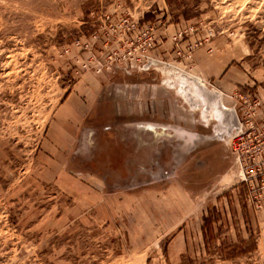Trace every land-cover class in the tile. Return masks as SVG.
Here are the masks:
<instances>
[{"label": "rangeland", "instance_id": "obj_1", "mask_svg": "<svg viewBox=\"0 0 264 264\" xmlns=\"http://www.w3.org/2000/svg\"><path fill=\"white\" fill-rule=\"evenodd\" d=\"M199 52L233 61L230 93V72L200 80L241 129L174 175L157 164L150 184L113 188L79 154L66 99L89 77L101 93V75L143 91L164 64L194 76ZM187 110L190 130L212 132ZM0 264H264V0H0Z\"/></svg>", "mask_w": 264, "mask_h": 264}, {"label": "crops", "instance_id": "obj_2", "mask_svg": "<svg viewBox=\"0 0 264 264\" xmlns=\"http://www.w3.org/2000/svg\"><path fill=\"white\" fill-rule=\"evenodd\" d=\"M216 54L217 52L215 55L209 53L208 56L206 53L199 52L198 58L205 56L207 59L199 64L202 65L200 67H203L202 71L199 74L195 73L194 76L202 79L203 82L215 83L217 77H221L225 73L224 77H226L230 72L228 77L223 80L224 85L221 81L218 85L215 83L222 92L230 93L232 85L239 83L238 74L231 73L230 67L233 64L231 59L225 57L224 59L220 56L216 58ZM129 75L131 74L129 73ZM104 76L101 75V79L98 81L99 87L102 89L101 93L93 92L95 89L89 92L92 81L89 77V85L85 81H79L75 85L79 87L78 93L75 95H73L74 92L71 93L64 104L68 118L78 125L81 133L87 128L95 130L93 138L89 139L88 137L87 139L89 154H86V159L89 161V166L95 172H101L104 180L110 179L113 184L108 183L118 190L135 191L138 189L142 184L127 186L126 180L122 178V172H132L127 175L133 176L134 180L138 172L144 170L145 166L143 165L147 163L152 167L161 160L164 167L162 173L173 174V172L165 170L168 158H155V140L153 133L148 131L152 128L149 126L136 127L135 124L143 122L176 124V126L191 129L188 126L189 118L186 115L189 108L179 97L177 90L175 89L176 92L173 90L175 81L169 78H166L167 80L160 79L162 84L149 86L146 91H143L139 88L140 84L135 83L136 79H133L132 75L130 80L113 77L115 75L106 76L108 79ZM133 76H137L138 79L145 77L146 80L152 77L148 73L139 71ZM154 80L156 79L153 78L152 81L155 82ZM193 122L195 123V121ZM152 177L150 176V178ZM144 182L150 184L152 179Z\"/></svg>", "mask_w": 264, "mask_h": 264}, {"label": "water", "instance_id": "obj_3", "mask_svg": "<svg viewBox=\"0 0 264 264\" xmlns=\"http://www.w3.org/2000/svg\"><path fill=\"white\" fill-rule=\"evenodd\" d=\"M151 64L156 65L158 61L149 62L143 69H148ZM178 72L179 77L174 81L177 84L176 90L179 97L191 110L194 108V110L201 111V118L205 122V125H208L210 117L215 120L216 124L210 134L197 133L193 130L168 124L145 122L135 124L136 127L149 126L152 128L155 140V154L160 153L162 149H164L165 153L167 149H170L172 154L177 157L175 158L177 160L171 165L170 171L173 173L176 172V166L181 164L186 156L205 145H214L225 141L230 142L241 129L237 110L224 106V99L220 93L209 90L199 78L190 76L181 70ZM166 75L168 78V74ZM94 134L95 130L92 129L87 128L82 131L78 152L84 158L87 157L86 154H89L87 139L88 137L89 139L93 138ZM161 163L163 164V162L158 163L159 167H161Z\"/></svg>", "mask_w": 264, "mask_h": 264}, {"label": "bare ground", "instance_id": "obj_4", "mask_svg": "<svg viewBox=\"0 0 264 264\" xmlns=\"http://www.w3.org/2000/svg\"><path fill=\"white\" fill-rule=\"evenodd\" d=\"M158 63H160V64H164V63H161V62H159L158 61ZM168 65V64H167ZM166 64H164V67L166 68L165 69V73L166 74H168V77L171 79V80H176V79H178L177 77H179L178 75H179V70H178V68H175V67H171V68H168L167 69V66ZM164 70V69H163ZM181 70V69H180ZM188 75H190V76H193V75H191V74H189V73H187ZM174 77V75H175V77L173 78L172 76ZM193 77H196V76H193ZM197 78V77H196ZM200 79V78H199ZM203 82V81H202ZM178 83V82H177ZM174 86V85H173ZM176 86H177V84L175 85V89H176ZM224 106H226L227 108H229V109H233V108H231L230 106H227V104L225 103V101H224ZM216 110V109H215ZM192 112H194V111H197V110H194V108L191 110ZM237 114H238V116H239V113L237 112ZM211 119V117L209 118V120ZM208 120V121H209ZM239 120H240V116H239ZM240 122H241V120H240ZM207 123V122H206ZM209 125V124H208ZM207 126V125H206ZM224 144H226V145H228L229 144V142H227V141H225V142H223ZM202 149V148H201ZM200 149V150H201ZM187 157L188 156H186L184 159H183V162L181 163V164H178L177 166H176V172L178 171V169H179V167L185 162V160L187 159ZM177 160V159H176ZM172 165V163L170 162L166 167H165V170H167V169H169L170 168V170H171V165ZM144 170L143 171H140V172H138V175L135 177V179L133 180V176L131 177V176H128L127 174L128 173H132V172H122V178H124L126 181L125 182H127V186H137V185H139L141 182H144L145 180H149L150 179V176H151V174H153V173H155V172H150L151 171V169H150V167H151V165L149 164V163H147V164H144ZM152 168V167H151ZM160 170L161 171H163L164 170V167H163V165L161 164V168H160ZM175 172V173H176ZM106 182H111L110 181V179H106L105 180ZM112 184H113V182H111Z\"/></svg>", "mask_w": 264, "mask_h": 264}, {"label": "built area", "instance_id": "obj_5", "mask_svg": "<svg viewBox=\"0 0 264 264\" xmlns=\"http://www.w3.org/2000/svg\"><path fill=\"white\" fill-rule=\"evenodd\" d=\"M178 34H180L179 36L178 35H175L174 36V40H178V39H181L182 38V36H181V32H179ZM209 35H213V34H209ZM156 45H158V44H156ZM155 45V46H156ZM261 175L263 176V174L261 173ZM256 181H257V179H256ZM258 182V181H257ZM253 191L255 192V189L253 188ZM254 199H255V202H256V207H259L260 206V203H261V201L260 200H257L256 199V196H254Z\"/></svg>", "mask_w": 264, "mask_h": 264}, {"label": "flooded vegetation", "instance_id": "obj_6", "mask_svg": "<svg viewBox=\"0 0 264 264\" xmlns=\"http://www.w3.org/2000/svg\"><path fill=\"white\" fill-rule=\"evenodd\" d=\"M168 125H173V126H176V124H168ZM178 127H180L179 125H177ZM180 128H184V127H180ZM171 134H173V132H171ZM168 154H169V157H171V156H173V154L171 153V151H170V149H168ZM189 159V156H188V158L186 159V161ZM169 161H170V158L168 159V164H169ZM144 166V165H143ZM152 170V169H151ZM170 171V168L169 169H167L166 170V172H169ZM162 176H163V173L162 172H159ZM177 173V172H176ZM175 174V172L173 173V174H165V175H169V176H171V175H174Z\"/></svg>", "mask_w": 264, "mask_h": 264}]
</instances>
